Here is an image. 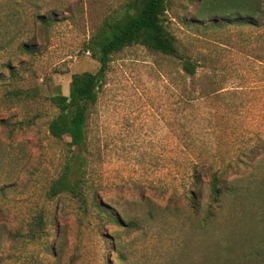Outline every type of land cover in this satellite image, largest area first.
I'll use <instances>...</instances> for the list:
<instances>
[{
	"label": "rangeland",
	"instance_id": "rangeland-1",
	"mask_svg": "<svg viewBox=\"0 0 264 264\" xmlns=\"http://www.w3.org/2000/svg\"><path fill=\"white\" fill-rule=\"evenodd\" d=\"M123 1L0 0V264H264V19L222 23L245 15L230 0L167 1L192 78L140 46L111 56L77 152L85 206L46 194L67 141L47 133L48 98L96 72L85 43ZM39 211L46 236L29 241Z\"/></svg>",
	"mask_w": 264,
	"mask_h": 264
},
{
	"label": "trees",
	"instance_id": "trees-1",
	"mask_svg": "<svg viewBox=\"0 0 264 264\" xmlns=\"http://www.w3.org/2000/svg\"><path fill=\"white\" fill-rule=\"evenodd\" d=\"M167 1L124 0L114 13L103 19L85 43V49L89 51L90 57L98 62L96 72L71 74L67 95H53L48 98L56 113L47 123V133L59 142L67 139L63 142L66 153L61 171L56 178L51 180L46 191L49 197L62 195L85 206L86 186L82 169L85 162L77 152L84 149L87 112L97 99V91L113 54L127 47L140 46L153 54L177 60L183 75L190 78L195 75L197 62L189 56L180 54L175 38L165 27L163 15ZM216 1L219 0L209 1V6L217 7ZM230 1L234 3V9H239L240 12L245 11V15L242 16V13L233 15V10L232 16L220 20L222 23H227L226 19H231L233 21L243 20L245 24H254L259 19H264V0H257L253 14L247 13L250 0ZM221 7L223 8V5ZM211 9L217 11L214 7ZM55 17L54 11L35 16L43 26L54 21ZM215 21H217L216 16L212 19V25ZM29 46L23 43L21 49L29 52L31 51ZM209 93L212 91L209 90ZM11 94L18 96L21 93L17 91ZM220 183L213 180L210 187V201H215L224 189ZM193 184L195 188L197 182ZM188 195L190 205H193L195 198L193 192L189 191ZM44 233L43 212L39 211L34 214L32 222L28 224L25 239L39 240L41 236H46Z\"/></svg>",
	"mask_w": 264,
	"mask_h": 264
}]
</instances>
